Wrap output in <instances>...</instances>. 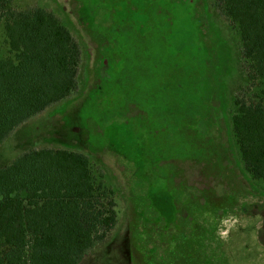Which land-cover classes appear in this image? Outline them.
Masks as SVG:
<instances>
[{"label": "rangeland", "instance_id": "rangeland-1", "mask_svg": "<svg viewBox=\"0 0 264 264\" xmlns=\"http://www.w3.org/2000/svg\"><path fill=\"white\" fill-rule=\"evenodd\" d=\"M43 7L81 49L77 90L15 128L21 153L86 154L117 201V225L80 264H264V182L230 127L247 85L235 26L216 0H13ZM0 47L8 55L3 22Z\"/></svg>", "mask_w": 264, "mask_h": 264}, {"label": "trees", "instance_id": "trees-1", "mask_svg": "<svg viewBox=\"0 0 264 264\" xmlns=\"http://www.w3.org/2000/svg\"><path fill=\"white\" fill-rule=\"evenodd\" d=\"M0 21V144L29 118L78 87L81 49L43 7L8 8ZM236 28L247 70L233 98L231 134L243 169L264 182V0H216ZM90 158L65 148L31 149L0 168V264H80L118 223L114 190Z\"/></svg>", "mask_w": 264, "mask_h": 264}]
</instances>
